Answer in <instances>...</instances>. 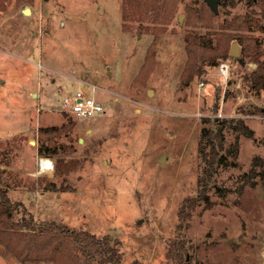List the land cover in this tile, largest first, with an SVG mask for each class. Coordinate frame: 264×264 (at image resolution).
<instances>
[{"label": "rangeland", "instance_id": "obj_1", "mask_svg": "<svg viewBox=\"0 0 264 264\" xmlns=\"http://www.w3.org/2000/svg\"><path fill=\"white\" fill-rule=\"evenodd\" d=\"M169 4L176 10L172 24L150 49L151 31L138 32L136 23L123 27L122 0L4 1L0 170L16 177L8 195L37 220L118 240L121 264H172V242L187 264H264V91L256 94L244 81L257 65L233 40L251 35L264 51V13L236 0L219 5L207 28L203 0ZM246 16L251 31L223 27ZM79 81L91 85V95L96 87L104 113L87 120L70 114L66 104ZM215 117L241 119L254 135L225 129L223 149L217 147L225 163L215 164L201 184L208 167L202 131L210 127L204 119ZM63 124V152L40 156L39 129ZM236 138L234 157L227 150ZM42 158L52 161V170L40 171ZM58 159L77 163L59 175ZM252 170L258 176L242 179ZM191 198L197 205L181 222L180 205ZM0 264L34 263L0 243Z\"/></svg>", "mask_w": 264, "mask_h": 264}, {"label": "trees", "instance_id": "obj_2", "mask_svg": "<svg viewBox=\"0 0 264 264\" xmlns=\"http://www.w3.org/2000/svg\"><path fill=\"white\" fill-rule=\"evenodd\" d=\"M4 1L0 0L1 8L5 7L3 6ZM169 1L122 0L123 27L126 28L129 24L136 23L138 24V32L149 33L151 31L154 38L150 49L154 48L158 43L160 34L172 24L173 14L176 10L175 6L173 9L172 5L169 4ZM246 2L249 8L259 7L264 13V0H246ZM235 3L236 0H221L219 5L227 7L228 5L233 6ZM202 6L201 21L207 28H210L216 14L210 10L206 3ZM195 13L197 12L195 11ZM235 24L227 22L226 26L223 25V27L238 32L251 31L253 27L252 17L246 16ZM233 40L242 47L243 53L257 65L256 69L245 73L244 81L252 92L260 94L264 91V60H262L264 51L261 42L245 33L234 36ZM203 41V44H208L207 40ZM223 59L230 58L225 54ZM195 65L196 59L193 60V65L189 68L195 71L197 70ZM201 73L202 70L197 71V74ZM204 120L210 124V127L204 128L202 131L201 152L203 160L209 168H205V176L200 179L201 184H206V175H211L210 170L215 164L219 166V164L225 163L226 156H220L217 149V147L223 149L225 129L233 130L249 138L254 135L253 130L241 119L215 117ZM66 129L67 126L64 124L61 127L40 128L38 132L40 143L38 154L53 157L62 153L64 146L60 144L58 139L65 135ZM208 147H212V151L209 153L206 150ZM238 149L239 143L236 138L227 153L235 157ZM76 163L75 160L58 159L56 161V173L59 175L67 173ZM251 174L253 177L258 176L257 172L252 170L250 173L243 174L242 179L251 181ZM14 178L16 177L13 176V173L5 169L0 170V243L11 248L18 259L34 264L42 261H49L53 264H121L123 252L122 245L118 240H112L109 236L99 237L88 231L75 230L56 222H44L35 219L23 203L13 201L8 195ZM251 186L254 187L255 182H251ZM197 200L191 198L182 202L180 205L181 222L190 216V212L197 205ZM16 216L19 217L18 220H16ZM168 257L172 264H187L182 248L174 242L170 244ZM132 264L141 263L136 261Z\"/></svg>", "mask_w": 264, "mask_h": 264}, {"label": "built area", "instance_id": "obj_3", "mask_svg": "<svg viewBox=\"0 0 264 264\" xmlns=\"http://www.w3.org/2000/svg\"><path fill=\"white\" fill-rule=\"evenodd\" d=\"M220 72L223 76H228V65L226 63H221L219 66ZM79 89L72 95V99L67 103L68 111L70 114L75 116L79 120H87L95 118L102 113H104L103 104L98 101L94 93L96 92V87L92 86V95L86 91V87H91V85L85 81H79ZM222 117V116H219ZM49 160L48 163H44ZM40 171L48 172L53 169V163L50 159L42 158L39 161Z\"/></svg>", "mask_w": 264, "mask_h": 264}, {"label": "water", "instance_id": "obj_4", "mask_svg": "<svg viewBox=\"0 0 264 264\" xmlns=\"http://www.w3.org/2000/svg\"><path fill=\"white\" fill-rule=\"evenodd\" d=\"M207 6L210 8V10L214 13L217 14L218 13V7L219 4L221 2V0H203ZM24 15H28L30 14V11L28 9H25L23 11ZM231 56L234 58H237L239 56V48L237 45H233L232 50H231ZM162 162V160H161Z\"/></svg>", "mask_w": 264, "mask_h": 264}, {"label": "bare ground", "instance_id": "obj_5", "mask_svg": "<svg viewBox=\"0 0 264 264\" xmlns=\"http://www.w3.org/2000/svg\"><path fill=\"white\" fill-rule=\"evenodd\" d=\"M44 163H48L49 164V160H46Z\"/></svg>", "mask_w": 264, "mask_h": 264}]
</instances>
